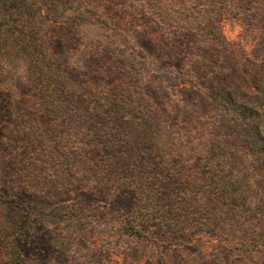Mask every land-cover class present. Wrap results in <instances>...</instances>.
I'll list each match as a JSON object with an SVG mask.
<instances>
[{"label":"rangeland","instance_id":"374dc122","mask_svg":"<svg viewBox=\"0 0 264 264\" xmlns=\"http://www.w3.org/2000/svg\"><path fill=\"white\" fill-rule=\"evenodd\" d=\"M58 4L0 0V264H264V218L253 204L261 171L219 110L212 83L222 77L240 91L254 90L253 82L264 87V23L251 15V0H199L219 35L195 29L216 50L202 45L203 67L192 69L182 59L158 63L153 43L134 32L118 41L97 22L63 26ZM161 15L138 19L141 28L188 38L182 16ZM126 53L148 63L149 75L136 71L157 104L149 125L159 144L151 149L128 142L134 124H119L86 95L95 73L117 77ZM20 60L26 83L5 71L3 62ZM183 99L198 108L179 107ZM198 114L221 117L223 138L213 150ZM215 163L223 167L214 176ZM219 175L236 202H220ZM119 182L126 187L113 186ZM160 205L168 210L158 226Z\"/></svg>","mask_w":264,"mask_h":264},{"label":"trees","instance_id":"16d2710c","mask_svg":"<svg viewBox=\"0 0 264 264\" xmlns=\"http://www.w3.org/2000/svg\"><path fill=\"white\" fill-rule=\"evenodd\" d=\"M59 8L62 10L64 16H62L63 26H67L70 23L75 22H97L103 27L109 28L114 37L122 38L125 41L128 38V31L134 32L136 35H142L144 39L151 41L155 46L157 53L159 54L158 63L161 61L177 62L179 59L184 60L185 66L191 69L192 64L196 63L203 67V58L205 55L201 53L200 47L203 45L209 50L213 49V43H203L200 40L199 34L195 31L201 29L206 35L214 37L218 36V30L213 24L211 17L207 15L205 10L199 6V0H58ZM247 0H202L204 5L228 2L233 5L244 3ZM149 3H154L155 7L149 6ZM251 5L254 10L251 15L257 21L264 23V0H251ZM254 5V6H253ZM166 10L167 13L172 15L182 16L185 21L184 26L179 27L182 31H189L188 38L187 33L175 34L173 31L162 30L155 31L151 30L150 27L145 26L143 28L140 24L141 21L149 16H157L161 19L162 11ZM261 12V13H259ZM164 14V13H163ZM186 15H190L194 20L193 24L197 25L191 29L188 25ZM153 16V17H154ZM186 23V24H185ZM159 25H162L159 23ZM164 29V30H163ZM150 39V40H149ZM119 41V40H118ZM130 42V40H126ZM225 43V42H223ZM225 46V44H223ZM199 49V50H198ZM228 48L224 51L218 52V57L225 54ZM225 52V53H224ZM131 54L126 53L123 62L118 66V75L116 78L109 79L105 73L94 75L98 77L92 87L86 91L91 99L94 100L96 108H109L112 116L118 123L121 124L120 120H128L130 124H134L136 132L132 133L131 139L128 142L133 141L134 143L147 144L151 149L152 145L159 144L154 136V132L149 125V120L155 117L154 111L151 108H156L157 104L154 102L153 97L146 91V83L148 78L141 77L136 71L137 67L142 68L141 75L148 74V63L143 61L139 62V58H131ZM168 61V62H167ZM152 64V63H151ZM150 69V67H149ZM63 75H67V67L64 68ZM158 71V70H157ZM218 75V74H216ZM87 76V75H85ZM79 74L80 79H88ZM91 77V75H90ZM89 77V78H90ZM68 78V77H67ZM96 78V77H95ZM220 77L219 80L212 78L214 87V93L219 103V110L223 112L228 121L232 124L239 132V137L244 142V153L251 157L254 161L255 167L261 171V174L257 176L261 177L259 182L261 183L258 191L261 194L259 200L254 201V205L257 209L261 210V216L264 218V87L252 83L251 88L254 90L245 92L240 91L236 80H232L231 83L224 81ZM66 79V78H65ZM214 80V81H213ZM236 82V83H235ZM185 97H188L185 95ZM184 99L178 101L179 107L182 108H198V104L192 103L185 104ZM188 102V101H187ZM189 103V102H188ZM94 108V107H90ZM124 108V110H123ZM125 109L127 111H125ZM133 111V112H131ZM191 113V112H189ZM199 115V114H198ZM135 117V118H134ZM218 115L212 117H203L199 115V120L206 122L204 126V137L207 138L209 150H213L218 143L221 142L222 137V125H219ZM115 137V136H113ZM222 164L215 163L212 167V175H216L220 172ZM195 175H189L184 179L185 184L192 185L194 183ZM214 182L217 186V190L221 196H219L220 202L224 205L227 203L236 202L237 195L235 190L230 187L229 181L226 176L219 175L217 178L214 177ZM188 183H187V182ZM100 183V182H99ZM214 184V185H215ZM113 186H117L118 189H124L126 186L120 182ZM258 186V185H257ZM99 184L95 186V191L101 193L99 190ZM109 195V192H106ZM106 198V196H102ZM103 198V199H104ZM161 206V205H160ZM161 211H165V214L154 215V219L158 226L164 223L166 218V212L168 208L160 207ZM159 213H161L159 211ZM134 233L141 234L138 228H132Z\"/></svg>","mask_w":264,"mask_h":264},{"label":"clouds","instance_id":"9594fccd","mask_svg":"<svg viewBox=\"0 0 264 264\" xmlns=\"http://www.w3.org/2000/svg\"><path fill=\"white\" fill-rule=\"evenodd\" d=\"M5 65V71H12L16 78L20 79L22 82H27L28 80V65L23 61H17L15 66L7 65L6 62H3Z\"/></svg>","mask_w":264,"mask_h":264}]
</instances>
